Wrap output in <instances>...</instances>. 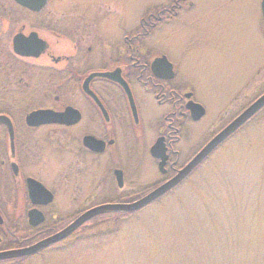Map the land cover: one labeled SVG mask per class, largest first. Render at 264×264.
Wrapping results in <instances>:
<instances>
[{"label": "rangeland", "instance_id": "obj_1", "mask_svg": "<svg viewBox=\"0 0 264 264\" xmlns=\"http://www.w3.org/2000/svg\"><path fill=\"white\" fill-rule=\"evenodd\" d=\"M107 1L102 0V3ZM152 1L155 0H127L128 17L133 22L140 19ZM259 4V0H210V16L202 33L197 36L181 33L170 39L164 36L163 50L176 63L180 77L185 78L207 110L202 122L188 128L195 145L186 158L264 93V20ZM21 10L19 24L31 29L27 32L36 31L48 40V14L62 12L63 6L53 0L49 10L47 5L31 21L27 17L29 12ZM100 19L97 40L107 50L109 40H115L122 33L111 27L112 16ZM69 45L62 42V51L57 54H71L73 48ZM45 65H48L46 55L37 60H21L15 65L18 69L13 86L3 90L4 82L0 83V112L16 110L14 116L19 126L28 112L53 104L57 91L55 78L60 77L62 64L55 66L57 70L52 67V77L39 68ZM143 116L146 120L158 116L151 101L143 107ZM62 136L48 129V146L53 149L49 162L51 177L43 174L39 177L46 180L57 195L55 212L49 211V215H57L56 226L77 216L71 206L78 195L89 196L95 191L90 183L82 181L86 177L80 176L77 153H73L75 145L71 139L68 143L62 140ZM60 147L69 151L67 164L62 162L61 154H55ZM45 148H39L44 159ZM40 159L36 162L44 163V159ZM31 163L29 159L26 164L30 167ZM29 169L32 172L31 168L27 171ZM67 169L75 174L69 175L68 194L63 178ZM33 173L39 174L38 169ZM140 173L144 186L161 178L148 157L140 162ZM110 189L107 182L94 203L112 200L114 195ZM19 195L20 205L24 194ZM8 198L0 194L5 217L11 221L18 215L12 214L8 207L13 203L6 204ZM122 216L127 217L121 218L117 226L116 223L106 224V218L100 219L68 242L19 264H264V111L174 192L140 212ZM106 226H115L114 233L109 235L103 230L104 236L99 238V232L108 228Z\"/></svg>", "mask_w": 264, "mask_h": 264}, {"label": "flooded vegetation", "instance_id": "obj_2", "mask_svg": "<svg viewBox=\"0 0 264 264\" xmlns=\"http://www.w3.org/2000/svg\"><path fill=\"white\" fill-rule=\"evenodd\" d=\"M52 1L48 0V10ZM259 1L260 16L263 19L262 0ZM56 2L63 6V10L60 13L54 14L51 11L48 14L46 20L48 40L38 33L48 44V49L43 55L48 57V65L40 68L47 72V76L52 77L54 74L52 67L62 64V68H59L61 73L60 77L55 78L54 89L57 91L53 96V104L36 108L32 112L51 110L64 113L68 108H73L78 112L79 120L71 126L52 124L29 127L25 122L26 115L30 113L28 112L23 118L22 126L17 125L12 119L13 146L8 127L0 125V180L4 181L0 194L1 197H9L6 204L13 203L8 207L12 209V214L14 212L18 215L10 221L5 217L4 208L0 209L4 221L3 226L0 225V253L36 244L64 229L79 215L95 207L106 204H131L140 200L173 178L222 130L221 128L211 138L205 140L186 158L192 145H195L188 128L202 122L207 116V110L198 101L194 89L188 85L185 78L180 77L179 68L162 47L164 36L170 39L181 33L186 35L192 33V36L202 33L206 19L210 16V0H155L146 6L140 19L134 22L128 17L127 0H108L104 3L102 0H56ZM21 9L29 12L28 21L35 18L36 13L22 8L14 1L0 0V49L6 51V55L0 56V68L2 66L5 69L6 58L16 60L15 57H18L13 51L14 38L20 34L28 36L36 32H27L31 29L19 24L21 22L19 15L23 11ZM104 12L107 13L103 15ZM109 16L113 17L111 27L122 35L115 40L110 39L106 50L105 46L99 45L97 37L100 35V18L105 19ZM127 28L131 29L127 31ZM62 42L71 44L69 45L73 48L71 54H57L62 51L60 46ZM55 69L57 70V67ZM94 73L111 74V77L91 79L87 86L93 94L91 95L85 92L84 84ZM13 77L14 73L8 74L10 81H13ZM45 80L48 85V77ZM150 101L154 104L158 116L146 120L143 116V107ZM192 104L204 108L205 114L201 119L195 120L198 110ZM4 114L12 117L10 114ZM48 129L58 131L63 135L62 140L67 143L68 140H72V144L75 145L73 153H77L80 176L86 177L82 181L90 183L89 186L95 188L93 195L86 196L84 193L72 201L74 205L71 208L75 210L77 216L61 226H56L57 215L54 213L49 215V211L55 212L57 195L46 180L39 178L42 174L44 177H51L49 162L53 149L48 146ZM86 138H93L99 142L96 150L86 146ZM32 139L35 141L32 142ZM159 140L165 148L166 165L163 171L159 168L161 160L152 155V148ZM42 146H46L45 159L41 154L42 150L39 149ZM56 149L55 154L57 156L61 154L62 162L67 164L69 151L62 150V147ZM147 157L161 178L156 183L144 186L140 162ZM37 158L44 159V163H37ZM29 159H32L30 167L26 164ZM28 168H31L32 172L30 169L27 171ZM35 169H38L39 174L33 173ZM118 171L121 172L122 186L116 174ZM69 175L73 177L74 171L69 169L64 171L63 178L66 183L64 189L67 188V194ZM28 179L42 183L53 194V201L47 205L33 204L29 198ZM107 182L114 198L94 203ZM139 183L142 186H139ZM21 192L24 198L23 203L19 205ZM32 211L44 215L42 224L35 227L32 225L31 222H36L35 214L32 218L29 216ZM9 226L14 229L11 241L5 237L9 235L7 232ZM6 245L12 247L6 249Z\"/></svg>", "mask_w": 264, "mask_h": 264}, {"label": "water", "instance_id": "obj_3", "mask_svg": "<svg viewBox=\"0 0 264 264\" xmlns=\"http://www.w3.org/2000/svg\"><path fill=\"white\" fill-rule=\"evenodd\" d=\"M23 7L30 9L33 12H40L47 4L48 0H15ZM261 11L264 18V0L261 3ZM47 44L43 40L39 39L36 33H31L29 37L24 35H18L14 38V51L16 54L22 57H40L47 50ZM94 77H111V74L94 73L92 74L86 83L84 84L85 92L91 95L87 86ZM131 99V96H130ZM198 110V115L195 120L201 119L205 110L198 104H192ZM264 108V94L253 102L245 111H243L236 119H234L228 126H226L221 132H219L199 153L173 178L153 190L151 193L143 197L142 199L131 204H106L95 207L68 225L63 230L56 234L45 238L44 240L23 249L10 250L0 253V261L30 257L38 254L40 251L45 250L53 245H56L74 234L85 223L94 219L95 217L109 214V213H134L144 209L153 202L165 196L167 193L175 189L180 185L195 169H197L220 145L234 135L240 128H242L248 121H250L258 112ZM134 114L135 106H134ZM78 112L73 108H68L64 113H56L51 110H37L26 116V124L30 127H40L45 125L59 124V125H74L78 122ZM0 124H4L8 127L11 139L13 140V129L9 118L0 116ZM86 146L93 150H96V145L99 143L93 138H86ZM94 141V142H93ZM161 140L152 148V155L160 159L159 168L163 171L166 165L165 148L160 143ZM14 170L15 167H13ZM118 181L121 184L120 175L121 172L116 173ZM27 188L29 192V198L33 204L47 205L53 201V194L48 191L44 185L34 179L27 180ZM33 214L36 216V222L32 225L38 226L44 222V215L38 211H32L29 216L32 218ZM3 224L2 217L0 215V225Z\"/></svg>", "mask_w": 264, "mask_h": 264}, {"label": "trees", "instance_id": "obj_4", "mask_svg": "<svg viewBox=\"0 0 264 264\" xmlns=\"http://www.w3.org/2000/svg\"><path fill=\"white\" fill-rule=\"evenodd\" d=\"M1 46V45H0ZM5 50H3V49H0V56H1V54H4V55H6L5 54ZM4 63H5V69L1 66V68H0V83L1 82H4V85H3V90H6L7 88H10V87H12L13 86V82H14V80L13 81H10V79H5V78H8V74L9 73H14V77L16 76V74H17V69H18V67H16L15 65H19L20 64V62L19 61H16V60H9L8 58H6L5 59V61H4ZM4 70H5V75H4ZM14 77H13V79H14ZM1 113H8V114H10L12 117L16 114V110L14 111H12L11 112V109H9L8 111H6V112H0V114ZM258 116V115H257ZM256 116V117H257ZM15 117V116H14ZM255 117V118H256ZM255 118H253L248 124H250ZM248 124H246L245 126H247ZM244 126V127H245ZM243 127V128H244ZM242 128V129H243ZM241 129V130H242ZM241 130H239L238 132H240ZM237 134V133H236ZM235 134V135H236ZM234 135V136H235ZM1 169V168H0ZM0 187H1V181H0ZM0 200H2V199H0ZM160 200H158L157 202H159ZM0 209H2L3 210V207L1 206V204H0ZM123 214H121V215H105V216H103V217H98V218H96V219H94V220H92L91 222H89L87 225H85L84 227H82L80 230H79V232H84L85 230L84 229H86L87 228V226L88 225H90L91 223H95L96 221H98V220H100V219H103V218H106L105 220V223L106 224H111V223H116V224H114L115 226H117V225H119L118 223H120V220H121V218H125V217H127V216H122ZM124 215H128V214H124ZM128 216H131V215H128ZM110 217V218H109ZM113 217H115V218H113ZM118 217V218H117ZM120 217V218H119ZM109 219V220H108ZM105 224V225H106ZM115 226H110V227H108V226H106V227H108V228H104V229H102V231H100L99 233H100V235H99V238H103V230H106L107 232H108V234L109 235H111V234H113L114 233V229H113V227H115ZM14 229L11 227V226H9V229H8V234L9 235H7V236H5V237H7L8 238V240L9 241H11V240H13V236H14V231H13ZM117 232L119 231L118 229L116 230ZM81 232V233H82ZM48 233V235L50 234L49 233V231L47 232ZM87 233V232H86ZM76 235H79L78 233L76 234ZM73 237H75V235L74 236H72L71 238H73ZM89 238H90V236H88ZM88 237H84L83 239H89ZM70 238V239H71ZM69 239V240H70ZM69 240H67L66 242H68ZM33 242V241H32ZM32 242H30V243H32ZM66 242H64V243H66ZM64 243H62V244H64ZM10 247H12V246H10V245H6V249L7 248H10ZM44 253V252H43ZM43 253H41V254H43ZM40 254V255H41ZM21 262H23L22 260L20 261H9V262H6L5 264H19V263H21ZM2 263H4V262H2ZM2 263H0V264H2Z\"/></svg>", "mask_w": 264, "mask_h": 264}]
</instances>
